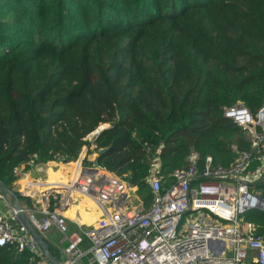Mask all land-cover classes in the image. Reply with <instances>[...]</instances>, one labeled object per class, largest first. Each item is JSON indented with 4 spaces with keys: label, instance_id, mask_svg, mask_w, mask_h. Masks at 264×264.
Wrapping results in <instances>:
<instances>
[{
    "label": "trees",
    "instance_id": "16d2710c",
    "mask_svg": "<svg viewBox=\"0 0 264 264\" xmlns=\"http://www.w3.org/2000/svg\"><path fill=\"white\" fill-rule=\"evenodd\" d=\"M238 102L264 106V0H0V195L21 209L24 172L84 148L148 207L156 162L169 175L191 153L228 167L248 150L222 115ZM252 189L264 199V178ZM245 220L264 233V212ZM30 259L0 247V264Z\"/></svg>",
    "mask_w": 264,
    "mask_h": 264
},
{
    "label": "built area",
    "instance_id": "2783aa9c",
    "mask_svg": "<svg viewBox=\"0 0 264 264\" xmlns=\"http://www.w3.org/2000/svg\"><path fill=\"white\" fill-rule=\"evenodd\" d=\"M222 115L242 128L249 140L248 150L234 148L236 156L228 167L214 164L211 157L201 162L191 153L186 167L165 175L156 162L148 179L152 201L145 207L136 187L78 158L71 161L76 189L61 185L66 189L59 191L65 195L73 189L88 197L102 210L99 219L89 226L76 224L71 231L62 197L51 193L40 216L26 212L30 223L43 239L53 229L60 234L66 243L63 264H80L85 254L90 255L87 264H264V233L245 220L248 212H264V199L252 189L263 179L264 106L253 114L238 102L224 108ZM32 185L25 184L24 195H31ZM15 221L13 209L0 212V247L28 251L30 264H54ZM84 242L88 247L81 249Z\"/></svg>",
    "mask_w": 264,
    "mask_h": 264
},
{
    "label": "crops",
    "instance_id": "0c3cea01",
    "mask_svg": "<svg viewBox=\"0 0 264 264\" xmlns=\"http://www.w3.org/2000/svg\"><path fill=\"white\" fill-rule=\"evenodd\" d=\"M91 156L89 154V157H87V153L83 150L79 156V160H81V162H84L87 158V161L89 163H92V162L94 163L97 154L92 153ZM82 159H84V160L82 161ZM52 164L53 163H50V165L48 164L47 165L48 168H45L46 170L43 172H39V168H41V167H38L36 170L30 169L29 171L24 172L22 177L20 179H18L17 184H18L19 194L23 197L31 199L35 204L34 205L35 209L22 207L23 208L22 210H24L25 213L29 212V213L34 214L38 217V216H40V214H42L43 210L46 209V201H47L46 198H47V196L51 193H53V194L59 193L58 194L59 198L62 197V201H63L62 208L64 210L65 215L68 217V220H69L68 226H69V229L71 231L75 229L76 224L83 225V226H89L91 224H94L102 214V210L100 208H98L96 206V204H94V202L89 200L88 197L77 193L73 189H71L68 192V194H65V195L61 193V192H63L62 190L59 191L60 188L66 189L65 187H59L61 185L71 186V187H74L76 189L75 184H76V177L77 176H76V173H74V171L72 169H70V167L73 168L74 162L68 163L69 164V165H67L68 168L63 169V171L61 168L52 167L51 166ZM262 165H263V167L261 168V172L264 171V162ZM23 169H24V166H22L20 168L19 172L23 171ZM49 172H51L53 174V179H54L55 183L59 182L58 184H60V182H61L62 184L57 185L58 187H56V188H51L53 186L48 185L49 184ZM63 172H65V173L63 174ZM262 176L264 178V175H262ZM27 182H31L33 184L32 185L33 187L31 190L32 193L30 196H26L23 194L24 187L22 189V185L24 184V186H25V184ZM122 184H124L123 181H122ZM39 190L41 191V193H39ZM124 191L127 192L126 189ZM82 198L84 199V201L82 200ZM10 206H11V204H7L6 198H4L3 196L0 195V212L8 214V211L10 209H12V206L11 207ZM51 207H53L52 203L50 204L49 208H51ZM106 207L108 209L112 210L111 204H107ZM72 209H75L74 217L70 218L69 210H72ZM44 241L47 243L48 247L52 246L53 248L58 250V252L60 253V260L53 259V258L52 259L57 264H63L66 261V257L63 254V249L65 248L66 243H64L61 240L60 234L57 233L56 230L53 229L48 234H46V238H44ZM80 247H81V249L87 248L88 243L86 244V242H84ZM87 255H89V254H85L82 257V259L80 260V264H87L88 263L89 257H87L86 262L84 260V258Z\"/></svg>",
    "mask_w": 264,
    "mask_h": 264
},
{
    "label": "water",
    "instance_id": "95a60500",
    "mask_svg": "<svg viewBox=\"0 0 264 264\" xmlns=\"http://www.w3.org/2000/svg\"><path fill=\"white\" fill-rule=\"evenodd\" d=\"M105 128L106 127L101 128L99 130V132H97L94 136L98 135L100 133V131L104 130ZM1 192L5 195H10L13 198L14 202L12 205V209L16 214L15 223L18 226L23 225L26 228V231L35 239V241L38 244L43 256L45 258L49 259L50 261H52L54 264H57L50 256L47 243L44 241L42 236L35 230V228L30 223L27 215H25L23 210L19 207L17 198L14 195H12L11 192L5 187H1Z\"/></svg>",
    "mask_w": 264,
    "mask_h": 264
},
{
    "label": "rangeland",
    "instance_id": "374dc122",
    "mask_svg": "<svg viewBox=\"0 0 264 264\" xmlns=\"http://www.w3.org/2000/svg\"><path fill=\"white\" fill-rule=\"evenodd\" d=\"M107 125H102V126H100V128H99V130L101 129V128H103V127H106ZM91 139H92V136H90L89 138H88V140H90L91 141ZM83 151V150H82ZM92 154H90V156H91ZM87 157H89V154H88V152H87ZM92 157V156H91ZM84 159H82V161H83ZM85 161H87V158H86V160ZM88 162V161H87ZM69 163H71V162H69ZM73 163V162H72ZM94 164H95V161H94ZM67 165H69V164H64L63 162H54L51 166L52 167H57V168H61L62 169V171H63V169H66V168H68V166ZM25 168V167H24ZM46 168H48V166L46 167ZM44 171L46 170L45 168H42ZM70 169H72L73 170V168L72 167H70ZM44 176V175H43ZM64 181V180H63ZM65 182V181H64ZM55 183V182H54ZM66 184V183H65ZM23 187H24V184L22 185V189H23ZM51 190V189H50ZM259 192V191H258ZM39 193H41V191L39 190ZM260 193V192H259ZM136 195L139 197V195L137 194V192H136ZM139 199H141L140 197H139ZM142 200V199H141ZM6 201H7V204H11V206L13 205V199L12 198H10V197H6ZM10 206V207H11ZM88 223V222H87Z\"/></svg>",
    "mask_w": 264,
    "mask_h": 264
},
{
    "label": "bare ground",
    "instance_id": "6f19581e",
    "mask_svg": "<svg viewBox=\"0 0 264 264\" xmlns=\"http://www.w3.org/2000/svg\"><path fill=\"white\" fill-rule=\"evenodd\" d=\"M60 184H62V183H60ZM82 200L84 201L83 198H82ZM74 212H75V209L69 210V216H70V218H73L74 217Z\"/></svg>",
    "mask_w": 264,
    "mask_h": 264
}]
</instances>
